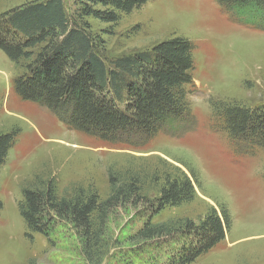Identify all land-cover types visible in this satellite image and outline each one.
Masks as SVG:
<instances>
[{
    "label": "rangeland",
    "instance_id": "rangeland-1",
    "mask_svg": "<svg viewBox=\"0 0 264 264\" xmlns=\"http://www.w3.org/2000/svg\"><path fill=\"white\" fill-rule=\"evenodd\" d=\"M42 1L0 0V23ZM63 4L69 20L79 21L75 0ZM84 21L108 57L144 51L175 36L188 39L193 84L186 86L187 113L149 139H100L16 90L15 81L28 74L44 43L26 49L31 58L18 62L0 49V135L13 133L0 167V264H144L149 253H165V246L141 252L130 240L146 221L147 206L140 203L109 216L102 238L108 247L95 249L93 263L69 225L57 223L46 236L27 229L19 209L23 189L43 190L53 181L59 197L92 190L103 200L110 173L137 177L150 200L167 176L186 174L195 188L193 200L165 207L152 221L198 225L210 210L222 219L224 211V239L190 264H264V148L236 144L217 115L224 105L264 106V29L241 22L216 0H148L115 23Z\"/></svg>",
    "mask_w": 264,
    "mask_h": 264
},
{
    "label": "trees",
    "instance_id": "trees-1",
    "mask_svg": "<svg viewBox=\"0 0 264 264\" xmlns=\"http://www.w3.org/2000/svg\"><path fill=\"white\" fill-rule=\"evenodd\" d=\"M146 1L75 0L79 21L69 20L63 0H45L15 11L0 23V49L18 62L31 58L26 49L44 43L28 74L15 81L18 93L49 108L72 128L111 142L149 139L162 126L182 121L187 113L186 86L193 84L192 43L175 36L144 51L108 57L84 21L93 17L115 23L122 13ZM216 1L241 22L264 29V0ZM222 108L217 115L236 144L248 150L264 148V106ZM12 142L13 133L0 135V167ZM47 185L43 190H22L19 209L27 229L46 236L60 223L69 225L83 256L92 263L95 249L108 247L102 238L109 216L127 204L147 206L146 221L130 238L137 242V250L167 248L161 255L149 253L144 264H190L222 241L227 231L224 211L222 219L210 210L198 225L187 219L152 221L165 207L193 200L195 188L184 173L167 176L154 200L144 195L137 177L121 179L115 173L109 174L110 193L103 200L92 190L59 197L55 183Z\"/></svg>",
    "mask_w": 264,
    "mask_h": 264
}]
</instances>
